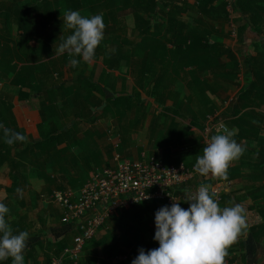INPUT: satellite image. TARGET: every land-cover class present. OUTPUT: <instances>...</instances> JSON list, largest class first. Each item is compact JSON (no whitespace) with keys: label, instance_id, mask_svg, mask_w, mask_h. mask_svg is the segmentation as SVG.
Segmentation results:
<instances>
[{"label":"trees","instance_id":"obj_1","mask_svg":"<svg viewBox=\"0 0 264 264\" xmlns=\"http://www.w3.org/2000/svg\"><path fill=\"white\" fill-rule=\"evenodd\" d=\"M227 3L226 0H35L25 6H19L8 0H0V83L5 82L9 89L13 88L17 92L16 95L11 90L0 93V124L24 134L13 111L11 93L20 99L38 97L43 116V120L38 123L42 135L24 134L28 138L26 143L17 141L12 146L7 145L4 143L3 129H0V166L8 163L12 179L8 193L17 194L18 188L24 190L28 187V178L35 176L51 182L67 179V166L76 163L79 158L84 160L89 169L101 163L102 155L99 152L86 151L83 141L80 146L74 142L76 138H80V132H84L82 138L87 140L85 132H93V127H84L93 125L100 118V114L92 110V107L99 105L94 102L93 94L100 89V84H94L86 76V70L81 67H85L87 63L82 57L75 56L74 59L80 63L77 67H72L70 59L73 57H69L67 53L53 56V44L63 43L74 31L58 20L69 10H82L87 17L103 15L106 24L104 39L96 49L94 60L101 59L112 69L119 65L121 59L130 64L133 53L138 52L135 60H143L144 70L149 68L147 72L154 81V86L148 94L162 109L157 114L156 109L144 104L136 106L142 109H135V114L139 111L143 118H152L149 140L151 144L154 143L155 149L162 148V156H155L161 158L166 165H178L181 162L189 166L195 164L197 157L203 154L204 145L201 143V136L191 135L192 126L195 125L202 131L204 123L192 122L191 117H187L189 124H183L177 119V116L184 117L180 109L186 103L194 102V98L203 91V85L208 88L207 75L231 81L241 73L243 67L232 49L222 40H210L214 36H231L230 32H227L229 30L225 31L231 21ZM233 9L237 39L243 37L244 31L238 24L239 20L246 22L244 27H256L257 31H262L264 0H235ZM126 11L133 12L136 22L134 31L139 40L128 36L129 29L125 26L122 16ZM55 29L68 31V35L65 34L62 41H57L52 36ZM13 31H17L16 39L13 37ZM33 40L37 42L36 46L31 45ZM223 55L230 58V63L222 62ZM244 66L246 83L232 104L220 110L221 107L214 105L206 96L202 99L206 100L204 105L208 109L207 113L219 112L224 119L227 117L225 123L229 130L236 131L233 138L238 143L262 135V141L257 147L249 148L243 145L245 152L241 156L244 157L246 153L255 154V160L260 163L264 162V46L261 53L251 55ZM63 67L76 72L75 78L70 82L63 79ZM187 68H190L187 71L190 76L187 81L188 93H185L183 100H178L180 92L173 89L171 84L175 83V76H181ZM111 76V73H106V81ZM113 88L111 85L110 93L105 94L106 100L112 104L104 107L102 115L107 117L116 112L117 115L120 113L124 116L123 113L132 111L133 117L132 104L128 103L137 101L135 97L138 94L116 96ZM58 91H62L65 96L61 97ZM167 99L172 100L173 104L166 105ZM70 109L76 114L74 122L66 119V113ZM129 117L127 115L126 118ZM139 123L140 119L137 124ZM125 126L124 123L121 134L130 130L128 127L124 129ZM181 146L188 147L184 155L177 152V148ZM107 148L110 154L112 148L110 145ZM75 149H79V152ZM120 152L125 156L124 150L120 149ZM153 154L155 153L150 155ZM90 161L92 163H89ZM49 170L55 172L57 177L52 178ZM229 172L228 170V174ZM70 181L71 185L58 182V189L64 190L68 186L79 188L83 185L73 183L74 178H70ZM184 201L187 202L185 199ZM20 203L24 204L22 201ZM163 206H168V203L161 200L141 202L119 210L110 220H117L119 225L128 229L132 226L133 213L143 216L145 213H154ZM6 219L14 234L28 232L34 225V222L27 221L24 216H18L17 220L13 218L9 221L8 217ZM136 231L134 233L131 230L133 240L126 236L125 248L119 251L120 256L126 255L129 264L139 255L141 248L147 252L159 247V242L154 239L155 233L148 239L144 232L138 229ZM68 242L65 237L59 240L55 244L54 254H59L70 245ZM107 256L111 259L110 254ZM80 262L111 264L110 261L97 262L95 257L81 258ZM0 264H12V260H2Z\"/></svg>","mask_w":264,"mask_h":264},{"label":"crops","instance_id":"obj_2","mask_svg":"<svg viewBox=\"0 0 264 264\" xmlns=\"http://www.w3.org/2000/svg\"><path fill=\"white\" fill-rule=\"evenodd\" d=\"M8 1H11L13 5L17 4L16 1ZM33 1L35 0H30L29 3H32ZM77 11H79L81 15L84 16L82 10ZM126 13L130 14L125 15ZM130 15L133 16L132 23L127 24L125 21V17H130ZM63 16L64 15H62L58 19L60 20V22H64ZM122 16L124 18L125 26L129 29V32L133 33L132 39L139 40V38L136 37V31H134L136 22L133 12L126 11ZM245 23L246 22L244 20L238 21L240 28H244L243 37L241 39L233 37L219 38L216 36L211 37L210 39L222 40V42L226 46L232 49L231 51L233 52V54L236 55L241 65H243L241 73H239L238 76L231 81L223 80L213 75H207L208 84H211L212 89L206 93V99L211 101L217 107H221L220 110H223L227 105L232 104L235 101V97L237 96L241 88L245 85L246 67L244 66V63L251 55H258V53H261V51L263 50L264 25H261L263 29L261 32H259L257 31L256 27H244ZM16 32L17 31H13V37L15 39L17 38ZM65 34L68 35V31L62 32V30L55 29L52 33V36L57 41H62ZM261 43L263 45H261ZM10 44L12 45L13 43ZM60 44L61 42L53 44L54 51L55 47H58ZM31 45L36 46L37 42L33 40L31 41ZM137 53L138 52L133 53V59L130 61V64L128 61L121 59L119 65L112 67V69L107 67V65L101 59L93 60L90 65L87 63L85 67H81L86 70V76L89 77L94 84H100V89L94 91L93 94V97L95 98L94 102L99 103V105L97 107H92L93 111H97L96 114H100V118L93 125L88 124L84 127L85 129H87L88 126L93 127V132H88L90 135L86 138H88L87 141L89 145H95L90 147H96L97 149L92 151L87 148L86 151L93 153L99 152L100 155H102L100 164H96L93 166V168L89 169L88 166L84 163V160L79 158L76 163H73L71 165L69 164L67 166V179L54 180V182H51L50 185L47 184L44 187L43 178L37 176L31 177L28 178V187L17 194H15L14 192L11 194L8 193V188L12 184V179L10 177V167L8 163H4L0 166V202L4 203L10 210L7 216L9 221L13 218L17 220L18 216H24L27 221H31L26 218L24 210H26L29 205H31L32 198L39 197V193L36 192L27 196L33 186L40 185V183H42L43 188L47 190L46 193L50 194L54 189H58V182L62 181L63 184L71 185L72 181H70V178L75 179L73 183L82 185L91 177L93 170L97 166L109 164L111 162L113 150L109 154L107 147H109V145L110 148L112 147V142L115 139V137L113 138V135L116 134V136H121L120 131L122 125L125 122L128 123L127 118H125L124 123L120 121L117 118L118 115L116 112L110 114L107 117H104L102 115L104 107L107 104H112L111 101L106 100L105 96L107 92L110 93L109 87L111 85L114 86L113 89H115L114 92L116 93V96L123 94H138V96L135 97L137 101L128 103L132 104L131 107L133 110L142 109L137 108L141 106V104H144L146 107H150L151 109H156V114L162 110L161 107H159L148 94L154 86V81L152 79L153 77L147 72L149 68L146 67V70H144L143 60H135V58L137 57ZM53 56L58 57L62 55H56L54 53ZM72 57L73 59L75 58V56ZM222 62L228 64L230 63V58L227 55H223ZM189 69L190 68H187L186 71L182 72L181 76H175L177 79L175 80L174 84H171L173 86V89L180 92V97L178 98V100H183L182 98L183 96H185V93H188L187 81L190 79V76L187 74V71ZM62 70L63 79L70 82V80L75 78L76 72L69 71L66 67H63ZM106 73L112 74L108 81H106L107 78H105ZM1 84L2 82L0 83V87ZM24 90L26 89L24 88ZM11 102L14 105L13 111L15 116L19 120V123L21 124V128L24 131L23 133L25 135L28 133L36 135V132L31 131V127L33 126L31 121L34 122L35 130L38 131V123L43 120L39 98L36 96H31L26 99H20L17 97L16 99L13 98ZM205 102V99H200L196 101L195 104L194 102L186 103L184 107L180 109V112L182 115L184 114V117L182 118L181 116H177V119L179 121H182L183 124L187 125L189 124V119L187 117H191L190 119L193 120L192 122L196 121L199 124H203L205 121L206 113L208 111L206 105H204ZM171 104H173V101L167 99L166 105ZM66 114L67 120H69L70 122L75 121L76 114H74V110L70 109ZM131 114L132 111H130L129 113V124L132 125L129 130L130 133L127 135L129 141L127 144L128 147H130L129 151L132 152V154L135 153L133 156H136L139 153L141 155L143 153H146L147 151V153L152 152L155 153L153 155L157 154L159 157H161L162 148L158 147L157 149H155L154 143L151 144L149 140L151 134L150 125L152 118L150 116L145 118L141 117L143 119V124L139 123L136 125L137 122L135 121L137 120V118L135 116L132 117ZM106 126L109 128H106ZM192 131V136H201L202 131L199 129V127L195 125L192 126ZM109 132H112L113 135L109 136ZM86 133L87 132H85V134ZM78 135L82 137L84 136V132H80L78 133ZM261 136L262 135L259 134L255 139L250 138L239 143L241 145L248 146L249 148H254L258 146L257 144H260V141H262ZM122 137L123 136H121V138ZM62 146H64V144ZM141 148H143V151L139 150ZM185 153L186 152L180 154L184 155ZM255 156V154L246 153L244 157H240L239 160L232 162L231 166L228 169L230 171L228 174V179L232 181V186L228 188L226 192H224L223 199L219 203V206L223 208L233 206L234 204L244 205L247 210L248 228L244 230L237 241L228 248V255L225 258V264H264V162L258 163L254 158ZM89 163L92 162L90 161ZM48 173L51 174L52 178L54 176L57 177V174L55 172L53 173L51 170H49ZM67 188L70 187L68 186ZM16 196L18 197V199ZM21 201L24 204H21ZM51 206L52 209L47 212L45 217L43 216V224L37 225V227L34 224L29 228L28 233L30 238L27 241V247L24 251L34 249L38 252L36 251L34 258L32 259L33 261H29L27 264H47L54 256L53 250L55 249V244L59 240L65 237L69 241V244H71V242L73 241V236L76 233V226L64 223L62 221L61 209H57V206L55 204ZM189 207L190 202L184 201L183 208L187 209ZM157 211L158 210H156L154 213H145L143 216H139L133 213L131 216L132 226L128 229L119 225L118 222H116L117 220L113 221V219H109L110 223L108 221L107 224L97 232L94 238L87 242L88 244L84 249L82 258L86 259L89 257H95L97 259V262H101L102 260L106 262L110 261L111 264H129L126 255L120 256L119 253L121 249L125 248L124 241L126 236L128 239L131 238L133 240V235L130 234V232L132 230L135 233L137 232L136 229H138L141 232H144L145 237L150 239L156 232L155 214ZM50 219L51 221L49 222ZM52 220H56V223L54 224ZM52 222L54 225L52 224ZM109 230L114 234L111 235V233H109ZM134 244L135 242L133 243V246ZM109 254L111 259H109L107 256ZM24 264L26 263L24 262Z\"/></svg>","mask_w":264,"mask_h":264},{"label":"clouds","instance_id":"obj_3","mask_svg":"<svg viewBox=\"0 0 264 264\" xmlns=\"http://www.w3.org/2000/svg\"><path fill=\"white\" fill-rule=\"evenodd\" d=\"M63 19L67 28L74 31L55 47V54L67 52L69 57L80 56L90 65L104 39L106 24L103 15L87 17L79 11L69 10ZM79 63L77 59H70L72 67ZM0 129H3L4 143L9 146L28 140L24 134L3 124ZM235 134L234 129H225L224 134L211 136L202 149L203 154L196 159L195 172L204 177L211 175L227 180L232 162L239 160L245 152V147L233 138ZM16 191L22 192L19 188ZM173 200L170 207L163 206L155 214L154 239L159 242V247L147 252L141 248L132 264H225L228 248L248 228L245 206L234 204L221 208L216 190L207 184H201L195 192L186 190L185 200L190 202L187 209ZM9 211L0 202V261L11 258L12 264H24L23 253L29 233L14 234L6 219Z\"/></svg>","mask_w":264,"mask_h":264},{"label":"built area","instance_id":"obj_4","mask_svg":"<svg viewBox=\"0 0 264 264\" xmlns=\"http://www.w3.org/2000/svg\"><path fill=\"white\" fill-rule=\"evenodd\" d=\"M231 14L232 36L237 37V24L234 22L233 3L226 0ZM229 130L219 112L207 115L201 132V143L216 134ZM112 134V132H109ZM113 153L109 164L97 166L91 177L79 188L54 189L47 198L57 204L62 213V221L76 226L73 241L59 254H54L47 264H82L87 242L94 238L108 220L124 208L150 200L166 201L170 207L174 200L182 202L185 192H195L201 184L211 185L217 193L219 203L224 192L232 186L229 179L221 180L195 172V164L166 165L155 155L141 154L140 158H126L117 150L120 135H113ZM179 153L187 151L185 146L177 148ZM146 197V198H144ZM118 258V257H116Z\"/></svg>","mask_w":264,"mask_h":264},{"label":"rangeland","instance_id":"obj_5","mask_svg":"<svg viewBox=\"0 0 264 264\" xmlns=\"http://www.w3.org/2000/svg\"><path fill=\"white\" fill-rule=\"evenodd\" d=\"M14 1H16V3L18 4V5H21V6H25V5H27L28 3H29V1L30 0H13V2ZM127 14H130V13H126L125 15H127ZM129 17V16H128ZM128 17H125V21H126V23L127 24H131L132 23V18H133V16L132 15H130V17L128 18ZM235 22V21H234ZM226 29L227 30H229V31H227V32H230V34H231V36H228L229 38L230 37H233L232 36V25L231 24H229L227 27H226ZM128 36L129 37H131L132 38V36H133V33H131V32H129L128 33ZM233 38H235V37H233ZM87 75V74H86ZM56 81L57 82H59V80L58 79H56ZM61 81H63L62 79H61ZM63 82H66V81H63ZM85 83V82H84ZM212 86H211V84L209 83L208 84V88L206 87V85H203V91L200 93V95H198L196 98H194L195 100H194V104L196 103V101H198V100H200V99H202L203 97H205V94L208 92V91H210L212 88H211ZM0 92L2 93V92H7V90L9 91V90H11L12 92H14V94L16 95V90H14L13 88L11 89H9L8 88V86H7V84L5 83V82H2V84H1V87H0ZM10 91V92H11ZM14 94H10V96H11V101L13 100V98L14 99H16L17 97L16 96H14ZM58 94L62 97V96H65V94L62 92V91H58ZM143 110H145V108L143 109ZM128 112V111H127ZM127 112H125V113H123V115L124 116H122L120 113L118 114V116H117V118L120 120V121H122L123 123H124V120H125V118L127 117V115H129V113H127ZM208 114H210V112L209 113H207L206 114V116H205V119H206V117H207V115ZM133 115L137 118V120L135 121V122H137L138 123V120L140 119V123H142L143 124V119H141V117H142V113H140L139 111L137 112L136 111V114H135V110L133 111ZM119 117H121V118H119ZM128 120V123H126L125 122V127H123L124 129L126 128V127H129V128H131V125L132 124H129V118L127 119ZM31 123L33 124V126L31 127V131L32 132H36V135L37 136H39V135H42L41 134V131H36L35 130V127H34V122L33 121H31ZM137 123H136V125H137ZM106 128H109V127H107L106 126ZM130 132L129 131H127V132H122V134H121V136H123L122 138H121V141H120V144H119V146H117L118 148H117V150L120 152V149H122V150H124V155L125 156H123V157H126V158H132V159H135V158H140L141 157V155H140V153L138 154V155H136V156H133L134 154H132V152H130L129 151V148L130 147H128V137H127V135L129 134ZM132 133H134V132H132ZM90 134L87 132L86 133V137L87 136H89ZM111 135V133H109V136ZM82 137H84V136H82ZM82 137H78V138H76V140L74 141V142H76V143H79L78 145L80 146V144H81V141H83L84 142V147L83 148H85V149H87V148H89V150H92V151H94V150H96L97 148L96 147H90V146H95V145H89L88 144V142H87V140L85 139H83ZM69 141H73V140H69ZM85 141H86V143H85ZM73 142V143H74ZM75 143V144H76ZM109 144V143H108ZM112 150H113V148H112ZM140 151H143V148H141V149H139ZM75 151L76 152H79V149H75ZM121 153V152H120ZM146 153H147V151H146ZM152 152H148L147 153V155L148 154H151ZM122 154V153H121ZM96 155V154H95ZM131 156H133V157H131ZM150 156V155H149ZM43 182V181H42ZM47 184H51V181H48V180H46V179H44V187L47 185ZM39 193L38 194V198H32L31 199V205H29V207L26 209V210H24V212H25V216H26V218H28V220H31V221H34V224H35V226L37 227V225H40V224H43V220H44V218H43V216L45 217L46 216V214H47V212L48 211H50L51 209H52V206L51 205H53V204H51L52 202L47 198V195H49V193H46L47 192V190L46 189H44L43 188V185H42V183H40V185H35V186H33L32 188H31V191L29 192V194L27 195V196H29V195H31V194H34V193ZM56 206H57V209L59 208L60 209V207L57 205V204H55ZM51 221V219L49 220V222ZM53 221V220H52ZM54 222V224L56 223V220H54L53 221ZM53 222H52V224H53ZM53 224V225H54ZM41 245V244H40ZM36 251L37 250H28V251H24V253H23V255H24V262L27 264L29 261H33L32 259L34 258V255L36 254ZM38 252V251H37ZM32 263V262H31Z\"/></svg>","mask_w":264,"mask_h":264}]
</instances>
